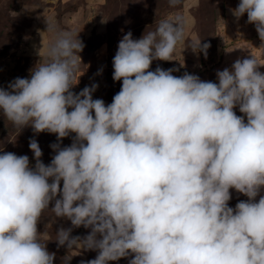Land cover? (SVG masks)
I'll use <instances>...</instances> for the list:
<instances>
[{
    "label": "clouds",
    "instance_id": "clouds-1",
    "mask_svg": "<svg viewBox=\"0 0 264 264\" xmlns=\"http://www.w3.org/2000/svg\"><path fill=\"white\" fill-rule=\"evenodd\" d=\"M229 10L237 21L246 13L264 45V0ZM186 23L163 20L138 39L130 30L122 36L112 59L121 87L111 103L93 98L96 82L72 91L85 46L79 32L42 43L45 62L0 87L4 119L57 138L47 164L35 138L34 163L0 152V264H54L38 230L46 210L71 222L56 231L58 248L97 251L81 264H264V64L237 59L217 70L216 82L150 70L154 60H173ZM189 47L206 58L210 45ZM230 190L247 199L230 206ZM80 226L88 234L72 236Z\"/></svg>",
    "mask_w": 264,
    "mask_h": 264
},
{
    "label": "rangeland",
    "instance_id": "rangeland-1",
    "mask_svg": "<svg viewBox=\"0 0 264 264\" xmlns=\"http://www.w3.org/2000/svg\"><path fill=\"white\" fill-rule=\"evenodd\" d=\"M238 3L239 0H200L198 7H192V0H176L175 4H171L170 0H0V87H7L8 82L16 77H30V69L36 63L45 62L46 58L38 55L42 43L54 42L60 31L79 32L78 36L85 46L79 53L81 62L74 81L78 83L72 91L79 92L96 82L99 87L93 93V98H102L106 104L111 103L121 87V81L112 79V59L122 36L130 30L133 38L138 39L143 33L154 31L161 21H176L178 18L187 21L184 41L177 45L173 60H154L150 70H155L159 65L164 69L183 71H174L173 75L188 72L204 80L208 62L201 63L199 52L189 46L197 39H201L202 44H209L207 38L214 33L217 41L216 82L217 70L230 68L237 59L251 58L253 55L260 64H264V45L255 26L246 23V13L237 21L229 10ZM45 17L55 24V31H46ZM193 19L194 23H191ZM248 52L250 54L246 56ZM101 68L102 74L97 75ZM259 70L264 72V65H260ZM236 113L243 115L238 108ZM71 135L62 139V146L71 144ZM30 138L38 141L43 152L41 159L49 163L54 155L50 144L57 142L56 134H36L30 126L19 129L0 115V152L27 154L30 162L34 163L33 153L28 147ZM230 191V206L234 207L239 200L247 199L235 190ZM260 195H264V190ZM60 227H72L71 222L55 218L50 210L45 211L38 223V230L45 237L43 242L47 243L50 252L56 253L54 264H64L65 257H71L69 264H81L96 257V250L69 251L64 246L58 248L55 239ZM89 231L83 226L74 227L71 235L83 238ZM128 259L130 257L110 261L109 264H128Z\"/></svg>",
    "mask_w": 264,
    "mask_h": 264
},
{
    "label": "trees",
    "instance_id": "trees-1",
    "mask_svg": "<svg viewBox=\"0 0 264 264\" xmlns=\"http://www.w3.org/2000/svg\"><path fill=\"white\" fill-rule=\"evenodd\" d=\"M213 33V32H212ZM214 34V33H213ZM213 34H209L207 41L209 42L210 47L207 49V57L205 58L203 53L199 52V60L200 62H208V67L205 68V72L206 76L204 75V80L206 81H213L214 82V67H215V55H216V45H217V41H216V37ZM209 59V60H208ZM210 62V63H209ZM183 71H176V73H180Z\"/></svg>",
    "mask_w": 264,
    "mask_h": 264
},
{
    "label": "crops",
    "instance_id": "crops-1",
    "mask_svg": "<svg viewBox=\"0 0 264 264\" xmlns=\"http://www.w3.org/2000/svg\"><path fill=\"white\" fill-rule=\"evenodd\" d=\"M248 54H250V52H248V53H245V55L247 56Z\"/></svg>",
    "mask_w": 264,
    "mask_h": 264
}]
</instances>
